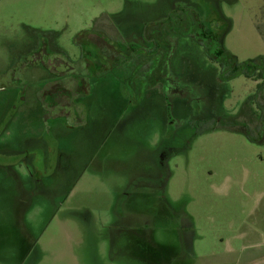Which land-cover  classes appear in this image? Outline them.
Wrapping results in <instances>:
<instances>
[{
  "label": "rangeland",
  "instance_id": "374dc122",
  "mask_svg": "<svg viewBox=\"0 0 264 264\" xmlns=\"http://www.w3.org/2000/svg\"><path fill=\"white\" fill-rule=\"evenodd\" d=\"M179 10L148 88V35ZM218 51L236 72L264 56V0H0V264H145L130 233L144 222L124 212L150 223L168 264H264V90L251 66L223 77ZM69 62L85 90L42 91Z\"/></svg>",
  "mask_w": 264,
  "mask_h": 264
},
{
  "label": "flooded vegetation",
  "instance_id": "af4514ba",
  "mask_svg": "<svg viewBox=\"0 0 264 264\" xmlns=\"http://www.w3.org/2000/svg\"><path fill=\"white\" fill-rule=\"evenodd\" d=\"M177 15L178 16H177V18L175 20H172V16L166 15V17H165V21L166 22L162 21V22H159V25L155 24L156 29L153 32H150V34L148 35L147 41L150 43V45H151L150 47L155 49V58L153 59L154 55H151L152 60L150 58V59L144 61V59H145L144 58L141 61H139L140 63H144L143 66H142L144 69H145V67L148 70L150 69V67L152 68L151 73H150V77H148V78H157L156 80L152 81L154 84H151L148 88L159 89L161 87L159 85V83H156V81L158 79L162 80L163 77H165L164 76L165 72L163 71L164 70L163 69L164 68L163 67V63H164V65L165 64H169L171 62V58L173 57L172 53H171V50H169L168 48H170V47H172L174 45L175 39L180 38V33L177 32L176 29H175V26L180 27V10L177 11ZM201 27H202V25H201ZM102 43H103V41H102ZM93 44L95 46H100L97 43H93ZM163 47H165V48H163ZM225 53H226V51H218L215 55H212V56L209 55V56L211 58L215 59L217 62H222L223 59H227V56L225 55ZM145 55H147V54H145ZM118 57H120V54L118 55L116 53L115 57H113V58H114V60H117ZM130 57H131L130 60L133 61V60H135L136 55L130 56ZM154 61L157 62V63H160V65L157 64V65H154V67H153L152 64H153ZM82 64L85 65V63H82ZM56 67H57V65L53 66V68H50L47 71L44 69V72L48 75V77H51L50 76L51 74H57L58 75ZM73 67H74L73 66V62H69V64L66 65V68L64 69V71H61L59 73V75H61V78L63 77V79L60 80V81H54L53 83L46 84L43 87L42 91H46V90L48 91L50 89V88L46 87L47 85H52L51 88L57 89L56 86L58 87V85H61L62 83L70 82V84L72 85L73 81L76 82L77 88H78V90L75 91L74 93H79V92L84 91L86 86L84 84L83 76L80 75V74H77L76 70L73 71V69H74ZM86 67H88V64H86ZM53 69H55L54 73H53ZM80 72H83V71H80ZM48 92H49V94H51L50 91H48ZM52 94H54L57 98H60V97L62 98L64 96V95L59 96V94H57V93H52ZM67 94L70 96L73 93L67 92ZM54 100H55L54 106H57L58 105L57 101H56V99H54ZM257 108H258L257 109L258 112L261 111L263 113L264 108L262 106L261 107L257 106ZM241 115L244 116L245 114L242 112ZM232 121L233 122H237L236 120H232ZM251 121H248V122L246 121V122L250 125ZM254 124H257V122L253 123V125ZM250 126H248V127H250ZM241 128H243L246 132L248 130L250 131V129H246L244 127H241ZM45 145H46V142L44 143V147L47 148V146H45ZM169 147H170L169 140L168 139L167 140H163L161 142V145L159 146V150H158V153H157L158 164H159L161 170L164 173H165L164 169H165V166H166V160H167L168 154H169ZM26 156H27L28 159L32 158L31 157V153L26 154ZM29 171H30L29 174L34 178L35 185L37 186V188L42 189L41 188V184L42 183L40 181V178L38 177V173L36 171L34 173L31 172V170H29ZM127 194H128L127 196H130L129 193H127ZM125 200H127V198L124 199V202H125ZM29 202H30V199H27V200H22L21 199V200H19L18 205L22 206V210H21V208H19V212H18V209H17V217L16 218H17V224H19V229H20V231L18 232L19 233V237L24 240V242H25L24 244L26 245L25 248L26 249L29 248V250L31 251V249L34 247L36 242L34 241V239L32 238L31 234L28 232V230L26 229V227L23 224L24 213H25V210L29 207ZM80 214L84 217V219H86V220L90 219L89 215L87 214V211L82 212ZM119 216L122 219H124V220H126L125 219L126 217H129L131 220L136 219V220H142L144 222V224H142V225H140V223H138L140 226L139 227H135L136 230H130V233H132L134 236H136V237H134V239L137 240L135 242L136 246H134L136 248V250L139 251V252H144L145 255H146L145 256L146 257L145 264H168L169 261H168V258H166V254L164 255L163 252H160L159 251L160 246H157L154 243V241H153L152 230L150 231V229H149V227H150V223L149 222H145L143 220L142 216H137L135 214H131L130 212H128V213L124 212L123 214H120ZM178 218L180 220V215H178ZM185 237H186V234H182V239H184ZM188 238H190L189 235H188ZM4 239L5 238H1L0 237L1 243H2V241ZM141 242H143V244H146L145 248L139 246V245H141ZM147 245H154L155 248H153V247L150 248V246L148 247ZM178 255L179 254L174 255V257L175 256L177 257Z\"/></svg>",
  "mask_w": 264,
  "mask_h": 264
},
{
  "label": "trees",
  "instance_id": "16d2710c",
  "mask_svg": "<svg viewBox=\"0 0 264 264\" xmlns=\"http://www.w3.org/2000/svg\"><path fill=\"white\" fill-rule=\"evenodd\" d=\"M225 55L227 56V59H225L226 61L220 62L222 68V76L225 78L233 77L234 75H237L238 73L242 72L245 66H251L253 70L251 73H249V77L257 81H262L258 84L257 87L258 94H260V92L264 90V56H259L255 60H248L243 64V68L240 71L236 72L235 70L230 71L228 66L231 64L238 63L237 57L235 55H232L230 52H226ZM247 134L251 137V133L249 130L247 131Z\"/></svg>",
  "mask_w": 264,
  "mask_h": 264
}]
</instances>
